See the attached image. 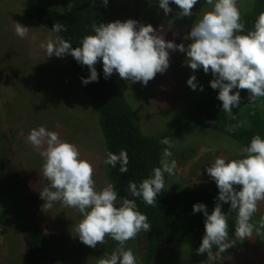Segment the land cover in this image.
I'll list each match as a JSON object with an SVG mask.
<instances>
[{"label": "rangeland", "instance_id": "374dc122", "mask_svg": "<svg viewBox=\"0 0 264 264\" xmlns=\"http://www.w3.org/2000/svg\"><path fill=\"white\" fill-rule=\"evenodd\" d=\"M251 1L237 0L240 12ZM28 3L64 12L73 0H0V264H18L22 257L21 219L36 223L52 244L42 264H97V259L115 250L117 242L106 237V243L96 248L84 245L74 231L82 219L78 210L64 207L60 202L49 208L39 195L47 186L42 176L43 160L26 137L30 130L40 126L58 133L61 140L78 148L81 158L93 166L97 190L106 185L103 184V143L94 108L72 80L67 55L46 57L40 45L47 42L50 33L24 16L23 8ZM169 7L173 11L165 15L158 7V0H115L107 23L133 19L161 31L166 41L187 46L190 41L183 37L211 6L205 0H198L190 17L178 16L180 10L174 4L170 3ZM14 23L28 27V35L17 36ZM209 73L191 70L184 53L170 51L168 69L156 74L146 86L121 79L117 73L116 78L142 132L155 135L183 116L207 82ZM193 75L196 90L186 84ZM237 108L241 114L242 108L246 113L248 109L264 110V104L259 98L250 103L249 96L244 95ZM240 149L231 139L207 130L177 137L171 143L169 157L176 160L177 168L174 175L165 173V187L181 191L214 183L206 167L217 157L226 162L239 158ZM261 216H264V201L258 203V211L252 217L251 222L257 228ZM260 232L264 233V229ZM231 241L233 246L225 252L213 251V261L208 260L207 253L198 255L189 249L190 245L175 244L165 249L153 264H264V235L254 231L250 239L241 242L234 234ZM126 248L138 258L135 239L126 242Z\"/></svg>", "mask_w": 264, "mask_h": 264}, {"label": "clouds", "instance_id": "9594fccd", "mask_svg": "<svg viewBox=\"0 0 264 264\" xmlns=\"http://www.w3.org/2000/svg\"><path fill=\"white\" fill-rule=\"evenodd\" d=\"M102 2L106 6L108 0ZM170 3L180 10L178 16L190 17L198 0H158V7L165 15L173 11ZM205 3L211 8L203 12L183 37L190 41L187 46L166 41L161 31L150 24L140 25L127 19L99 26L94 24V34L83 37L80 46L75 48L58 36L53 38V34L66 30L65 24L56 22L47 42L41 43L40 47L45 50L46 57L70 55L79 64L87 66L89 76L82 78L84 85L98 81L95 66L102 62L105 79L115 72L121 79L146 86L156 74L168 69L169 52L179 51L186 55L191 70L211 73L210 87L219 89L217 99L222 102V110L232 113L240 104L239 90L247 91L250 103L264 97V11L258 14L252 29L242 34L245 25L241 22L237 0H205ZM14 24L17 36L28 35V27ZM186 84L196 90V77L190 76ZM200 91H203L202 86ZM26 139L39 150L43 160L42 176L47 186L39 195L47 207L60 202L64 207L78 210L82 219L74 231L79 241L89 248L105 244L106 237L117 242L115 250L97 259V264H137V257L126 248V242L152 228L147 216L137 210L135 200L118 198L112 184L97 190L92 164L81 158L74 144L61 140L58 133L40 126L30 130ZM160 143L168 146L163 150L160 166L153 168L150 177L138 186L134 182L128 184L131 195L141 198L148 206H156L157 196L165 185V173L174 175L177 168L176 160L169 159L172 156L170 139L164 138ZM104 164L113 168L119 164L120 173H127V151L106 152ZM205 171L218 188V202L211 214L202 203L194 204L192 211L193 214L203 213L205 217L204 235L196 252L198 255L207 253L208 260L213 261V247L223 253L234 244L229 240V225L222 204H230L229 211L237 212L235 236L239 241L250 239L254 231L264 235L260 232L264 229V216L259 220V228L251 222L258 211V203L264 201V139L260 135L253 136L250 143L240 149L239 158L226 162L217 157Z\"/></svg>", "mask_w": 264, "mask_h": 264}, {"label": "trees", "instance_id": "16d2710c", "mask_svg": "<svg viewBox=\"0 0 264 264\" xmlns=\"http://www.w3.org/2000/svg\"><path fill=\"white\" fill-rule=\"evenodd\" d=\"M115 0H108L105 6L102 0H73L71 7L64 12L57 8L28 3L23 8L24 16L40 25L50 33L56 22L65 24L64 31L53 34L79 47L86 35H93L94 24H106L110 16V7ZM242 9L241 22L245 25L246 34L251 30L258 14L264 11V0H252L247 8ZM69 71L72 80L83 97L94 108L97 126L103 143L104 159L106 152L119 154L126 150L129 158L128 172L120 173L116 167L104 164L103 184H112L118 198L135 200L137 210L145 214L151 231L138 234L136 240L138 252L137 264H153L162 252L176 246L175 244L190 245L196 251L204 235V215L193 214L192 206L202 203L209 214L218 201V188L215 182L197 187L193 190L170 191L165 185L157 196L156 206L146 205L141 198L133 197L128 190L129 182L139 183L152 174V169L160 166L163 150L168 147L161 144L164 138L174 139L187 133L207 130L227 137L242 147L247 146L251 138L260 135L264 139V110L261 108H233L232 113L222 110V102L217 99L219 89H212L207 82L197 96L188 104L187 110L177 121L162 132L149 135L143 133L136 115L119 90L116 73L108 79L104 78L102 62L96 64L98 81L87 85L82 84V78L87 79L89 70L67 55ZM237 91L236 89L233 90ZM241 100L248 95L246 90H239ZM262 99L264 104V97ZM232 130L229 131L228 129ZM237 190L239 187L237 186ZM120 202V200L118 199ZM230 204H222V212L227 215L229 225V240L235 234L237 212L229 211ZM21 238L23 241L22 257L18 264H42L48 250L52 248L46 233L34 222L21 219ZM141 247V248H140ZM217 250L213 247L212 251Z\"/></svg>", "mask_w": 264, "mask_h": 264}]
</instances>
